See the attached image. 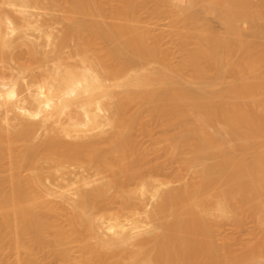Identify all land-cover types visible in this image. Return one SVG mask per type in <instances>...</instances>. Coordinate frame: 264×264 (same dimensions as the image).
<instances>
[{
  "label": "bare ground",
  "instance_id": "6f19581e",
  "mask_svg": "<svg viewBox=\"0 0 264 264\" xmlns=\"http://www.w3.org/2000/svg\"><path fill=\"white\" fill-rule=\"evenodd\" d=\"M0 63V264L69 261L74 245L79 264H264V0H0ZM169 163L177 185L154 178ZM71 165L99 177L45 184ZM249 216L254 240L220 238Z\"/></svg>",
  "mask_w": 264,
  "mask_h": 264
},
{
  "label": "rangeland",
  "instance_id": "374dc122",
  "mask_svg": "<svg viewBox=\"0 0 264 264\" xmlns=\"http://www.w3.org/2000/svg\"><path fill=\"white\" fill-rule=\"evenodd\" d=\"M197 6H199V5H197ZM197 6H195L194 8L195 9L196 8L199 9V7H197ZM31 10L38 14V18L40 19V21L41 20H45V19H50V21L53 22L52 29H53V31L55 33H59L61 31V29H63L65 27L66 23H67V21L65 19H64L65 21L62 20L61 16L63 14V11L60 10V9H48V8H45V7H32ZM54 11H56L57 14L53 13ZM53 15L57 19H54ZM145 16H143V17L145 19H147V17H145ZM209 16H207L206 19L208 18L207 20L211 22V20H210L211 16L210 17ZM51 18H53L54 20H52ZM203 18H205V16ZM215 20H216L215 18L212 19L213 22H211V23L218 28V29L216 28L217 30L220 31V29H221L223 31L224 28L222 27L223 25H221L222 23L219 22V21H215ZM147 21H148V19H147ZM204 21H206V20H204ZM150 25H151V27L153 26V28H155L156 31H164L165 30L164 31L165 33H168L169 31H171V30H169L170 29V21H169L168 18L161 17L158 20H156L154 23H150ZM166 29H168L169 31L166 30ZM28 31L31 32L32 30H28ZM31 38L33 39V42L42 43V45H40V47L42 49H45V50H49L50 49V46L43 45V43H44V37L43 36L42 37L34 36V37H31ZM170 41L167 43V45L169 46V44H170V46H169L170 49L174 50V51H177V47L178 46L174 42L172 43ZM73 43H74V41H72V43L69 46L64 48V51L66 53L70 51L71 45ZM17 49L19 51H21V53H23V54H21L23 59L27 60L28 55H29V53H28V50H29L28 45L22 44ZM75 58H78V57H76V56L69 57L68 60L72 62V61H75ZM48 63L51 65L52 61H49ZM0 65H1V63H0ZM40 71H41V67H36L34 69V72H35L36 75H39ZM5 72H7L9 74V73L12 72V70L10 68H6ZM28 72H29V70L27 71V73ZM28 74H30V73H28ZM27 75H26V78H27L26 80L30 79V76L29 75L27 76ZM117 89L118 88H116V90ZM141 108H143L142 104L140 102H138V101H135L134 103H132V105L130 107V111H134V110L141 109ZM5 125H7V123H5ZM149 128H150L151 133L153 134L154 137H157V136L160 135L161 128L159 127V125L155 121H150ZM134 133L136 134L138 145L141 148H147V147L151 146V144L153 142V138L150 135L142 133V131L140 129L134 130ZM37 134L39 135V133H37ZM40 134H41V132H40ZM42 134H43V131H42ZM38 135H37V137L41 136V135H39V136ZM152 157H153V162L162 161L164 159L163 155L160 156V154L157 155L156 153L153 154ZM168 166L169 167L167 169H165V171L163 172L164 175L162 174V175L154 176V178H156V179H167V180L170 181L169 185H171V186L179 184V181L175 177L176 172L179 169L178 165L176 163H169ZM70 169L71 170H67V172H66V170L65 171H63V170L56 171L54 176H50V177L46 176L45 179H44L45 184L49 185L53 189H58L60 191L61 189L58 187V183L59 182L66 183V180L63 179L62 176H64L65 178L74 177L73 172L75 173L79 169L81 171L84 169V173H86L84 175L88 176V174H89V176L91 178L99 177V175L92 174V171H91V173H89L90 171L88 172V170H92V169H88V168H87V170H85L86 168H79L78 169V167H75V166H72V165L70 166ZM72 170H74V171L72 172ZM181 171H182V174L184 176V180H189V179L193 178V176H194V169H187L186 167H183V169ZM82 173H83V171H82ZM46 174H48V173L46 172ZM107 178H108L107 176H103L100 179L96 180L95 183H98V182L103 181V180L105 181V180H107ZM129 187L134 189V190H136V193L140 195V189H141V185L140 184L134 183V184H131ZM58 193L59 192H57L55 194H52V195H49V198H51L54 201H57V202L63 204L64 206H66V213H67L66 215H69L70 213L73 212V208L71 207V205L69 204L68 201H66L62 197L58 196L57 195ZM149 196H150V192L149 191L144 196L141 195V197L145 198V200ZM147 201H149V200H147ZM151 201L152 200L149 201L150 204H151ZM118 203H119L118 201L113 203L114 209H116L118 207V205H119ZM149 203H148V205L151 207L152 205H150ZM148 205H147V207H149ZM101 214H103V212L97 213V215H101ZM258 229H259V225H258V223L255 221V219L252 216L247 217L242 225H238L235 222V220L229 219L228 221H222V225H221V227L219 229V232H220L219 236H220V238L229 237V238H239V239H241L243 241H252V240H254L255 234L258 232ZM236 246L238 248L240 247V245H236ZM43 252L40 253L42 255V258H44L42 260H43V262H45L47 264H79L80 263L77 260L78 250H77L75 245L72 248V254H73V257H76V258L71 259L69 261H66L65 259H58V258H56L54 256L52 257V255H50L49 254L50 252H48V251H45L44 253ZM6 255L10 256V253H6Z\"/></svg>",
  "mask_w": 264,
  "mask_h": 264
}]
</instances>
